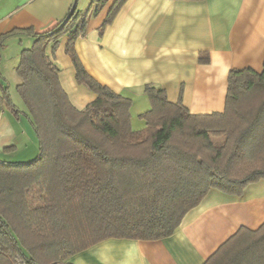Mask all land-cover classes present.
Masks as SVG:
<instances>
[{"label":"trees","instance_id":"obj_1","mask_svg":"<svg viewBox=\"0 0 264 264\" xmlns=\"http://www.w3.org/2000/svg\"><path fill=\"white\" fill-rule=\"evenodd\" d=\"M77 1L46 32L14 30L0 38V49L14 34L34 39L16 68L26 110L1 74L0 89L3 106L23 115L39 142L31 161L0 159V264H71L70 257L108 238L162 239L211 190L242 196L264 180V70H231L225 110L210 114H193L147 85L151 107L139 115L145 127L133 130V101L92 77L75 50L89 16L108 0H94L97 8L87 13ZM126 1L116 0L101 33ZM66 34L77 81L97 95L82 110L46 54ZM199 60L207 63V53ZM205 264H264V223L241 227Z\"/></svg>","mask_w":264,"mask_h":264},{"label":"crops","instance_id":"obj_2","mask_svg":"<svg viewBox=\"0 0 264 264\" xmlns=\"http://www.w3.org/2000/svg\"><path fill=\"white\" fill-rule=\"evenodd\" d=\"M78 0L77 10L97 8ZM116 0H108L88 18L87 32L75 50L86 71L115 93L130 98L131 122L151 107L145 87L164 89L171 102L182 101L193 114L225 110L228 76L233 69L264 70V0H127L103 33L100 29ZM74 0H0V38L14 30L43 33L62 21ZM68 34L46 54L58 69L62 87L82 110L97 95L77 81L66 52ZM34 42L24 34L9 36L0 49V74L18 75L23 49ZM201 53L209 61L201 63ZM8 71V74H7ZM20 78V77H19ZM21 79L16 81V87ZM25 111V107H22ZM39 152L35 132L23 116L2 103L0 89V159L28 162ZM264 223V180L242 196L213 189L190 210L176 231L158 240L108 238L70 257L71 264H205L241 227Z\"/></svg>","mask_w":264,"mask_h":264},{"label":"rangeland","instance_id":"obj_3","mask_svg":"<svg viewBox=\"0 0 264 264\" xmlns=\"http://www.w3.org/2000/svg\"><path fill=\"white\" fill-rule=\"evenodd\" d=\"M8 74V71H7ZM8 78L7 83L9 84V91L11 94V97L14 101V103L22 109V107H25L20 95L18 94L17 90H16V81H18L19 76L18 75H6ZM145 127V122L142 119H138L135 121L134 125H132L133 130H142ZM215 141L217 142H221L222 138L219 139H215ZM17 264H24L22 263L20 260H18Z\"/></svg>","mask_w":264,"mask_h":264}]
</instances>
